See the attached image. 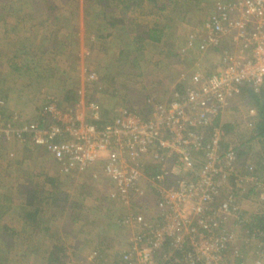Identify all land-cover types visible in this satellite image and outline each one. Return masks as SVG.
I'll return each mask as SVG.
<instances>
[{
    "label": "built area",
    "instance_id": "built-area-1",
    "mask_svg": "<svg viewBox=\"0 0 264 264\" xmlns=\"http://www.w3.org/2000/svg\"><path fill=\"white\" fill-rule=\"evenodd\" d=\"M191 49L216 52L212 70L183 77V94L168 102L148 97V117L88 97L61 105L51 94L37 118L0 114L6 140L47 147L62 172L101 163L112 183L108 199L124 209L116 223L130 233L106 264H263L259 252L249 263L235 245L239 237L240 245L264 251V235L242 228L264 212V178L250 151L239 154L222 120L243 86L258 91L264 83V0L215 1L178 51ZM81 72L97 80L85 65ZM248 116L255 121L257 110ZM144 180L155 194L154 210L134 204L145 195Z\"/></svg>",
    "mask_w": 264,
    "mask_h": 264
},
{
    "label": "rangeland",
    "instance_id": "rangeland-1",
    "mask_svg": "<svg viewBox=\"0 0 264 264\" xmlns=\"http://www.w3.org/2000/svg\"><path fill=\"white\" fill-rule=\"evenodd\" d=\"M186 1L190 2L187 4ZM214 1L216 0H0V51L15 50L17 53L13 56L17 60L13 59L0 65V89L3 88V92L7 93L10 88L12 90L14 88L15 91H20L17 93L19 95L22 92L25 94L29 92V94L38 96V91L22 86L28 83L34 85L38 79L41 84L51 85L53 91L51 95L60 100L62 87L70 83L72 89L68 90L77 89L76 79L80 77L84 78L82 86L85 89L96 85L99 87H96L97 91L91 93L86 90L82 92L74 90L77 92V97L97 98L103 108L109 104L124 106L125 102L139 100L146 104L145 100L148 97H152L154 102H168L177 95L183 94L179 92V89L177 90L178 84L184 85L177 72L184 71L188 77L191 70L194 71L199 67L205 71L212 70L211 65L215 62L216 52L200 55L202 58H194L188 63L185 61L186 54L178 51L177 45L178 42L185 41L187 34L207 17ZM158 5L165 8L161 14L162 19L156 23L162 24L163 22V25L169 26L171 24L172 29H178V33L174 37L172 30L168 31V35L164 38L167 42L159 44L140 40L139 37L143 38L147 27L154 22ZM30 42H35V44L31 46ZM74 51L79 52L88 71L96 72L97 80L86 81L80 66L77 70L75 62L70 61ZM57 55L58 57L51 61L50 57ZM31 57H38V68L34 71L37 73V78L28 74L30 64L27 59L30 60ZM8 64L12 68H9ZM52 65L57 69L56 76L41 77L39 73H44ZM13 67L16 68L13 69ZM66 77L76 79L70 80ZM100 83H109L117 91L111 93L102 91L104 84ZM78 84L80 85L81 81H78ZM132 84H135L134 88L137 89L129 93L128 88H132ZM10 94L3 93L0 99L6 95L10 100L13 99L14 96ZM102 98L106 100L102 101ZM251 107L254 106L239 95L231 100L228 111L223 117L225 125L231 127L228 131L229 137L239 144V150L241 145L244 149L247 145L250 146L252 142L249 137L254 136V119L247 113ZM239 139L243 142H239ZM247 139L250 143L244 141ZM255 144L260 145L257 141ZM248 150H251L250 147L246 151ZM251 154L255 159L258 158L254 153ZM57 196H59L58 193ZM73 196L74 194H70L68 198L70 206L64 209L66 213L80 209L73 200ZM48 202L49 200L45 203L40 201L36 202V205L34 203L29 206L30 210L33 206L37 210V214L33 216L34 220H37L35 221L36 228L32 227L30 220H22L23 211L18 201L12 205L0 204V264H47L49 263L47 253L50 250H54L56 255L61 254L59 252L61 246L68 243L69 250L72 251L78 247L77 240L80 237L82 240L86 239L83 235L90 234L89 232L94 235L100 232L99 236L105 242H111V239H114L110 236V230L117 234L122 231L127 232L125 229L100 219V214H98L100 216H94L93 211H90L94 210L93 207L84 206L83 208L82 206L78 215H81V218L86 217L87 220L92 215L94 220L85 223L80 218L79 222H72L71 227L70 225L68 227L70 231L67 232L70 235L62 237L58 235L62 230L60 221L52 217L59 216L63 208H52L50 205L48 207ZM107 210L111 209L105 204L103 210L102 207L98 209L100 213ZM49 218L53 221H49ZM44 230L49 236L43 234ZM249 247L253 248L255 244ZM93 248L82 246L81 250L86 249V252L84 255L80 254L77 261L75 255L64 253V259L60 264H95L93 262L97 259L101 261L106 255L105 252L108 251L106 246H103L101 253H98V248ZM235 248L239 249V237H237ZM253 251L255 258L258 255L257 252L263 256L264 264V251H259L257 248ZM114 253L116 252L112 250V254ZM247 253L245 256H249L252 263L255 258L251 259L250 252ZM91 255H94L95 259L90 258Z\"/></svg>",
    "mask_w": 264,
    "mask_h": 264
},
{
    "label": "crops",
    "instance_id": "crops-1",
    "mask_svg": "<svg viewBox=\"0 0 264 264\" xmlns=\"http://www.w3.org/2000/svg\"><path fill=\"white\" fill-rule=\"evenodd\" d=\"M186 2L188 4L190 1H186ZM214 3H213V7H214ZM213 7L211 11L213 10ZM164 8L165 7L162 5L157 6V9H156L157 15L154 17L155 20L153 23L150 22L152 24H150L148 27L146 25L147 30L145 31V36L143 38L139 37L140 40H147L151 43H156V44H159L161 42H167V41H164V38L165 36L168 35V31H171V30L173 32V36L174 37L176 36L175 34L178 33V29L177 30L172 29L173 25L171 24L170 26L163 25L164 24L163 22L162 24L156 23V22H159L160 19H162L161 14L163 13ZM7 23H9V21H7ZM15 38L13 40H15ZM173 42L176 43V41H173ZM184 42H185L184 40L181 42H178L179 44L177 46L180 47L182 44H184ZM31 44H35V42H30V45ZM17 45L19 46L18 42H17ZM211 53H214V52L211 51ZM16 54L17 53L15 52V50L9 51V52L0 51V57H1L0 65L1 63L4 64L5 62L11 61L13 59L17 60V58L13 57ZM66 55H68V53H66ZM55 57L57 58L58 55L54 57H50L51 61H53ZM185 57H186L185 61H188V63L189 61L191 62L192 60H194V58L196 59L202 58L200 57V55L195 53L194 49L189 50V52L186 54ZM37 59L38 57L37 58L31 57L30 60L27 59V62H29L30 64L29 65L30 72H28V74L36 78H37V73H34V71H35V68H38ZM70 61H72L73 63L75 62L77 70L79 68L78 66H80L81 68V66L84 65V62L81 60V57L79 56L78 51L72 52ZM79 61H80V65H78ZM47 62L49 61L47 60ZM193 66L194 65H192V67ZM8 67H9V64H8ZM9 68H12V67L10 66ZM193 69L195 68L193 67ZM56 70H57L56 67L52 65L50 69H46L44 73H39V74L41 75V77H44V78H52L56 76L55 75ZM69 71H66V72H69ZM192 72L193 71L191 70V72L188 73V77L190 76ZM177 73L180 74L181 76L179 77L181 79L180 81H182L183 77H187L184 71L177 72ZM66 75L68 76V73H66ZM66 78L70 79L69 77H66ZM72 78H75V77H71V79ZM78 81H81L80 85L78 84ZM73 82H75V80ZM82 82H83V79L78 77L76 79V84H75V86L77 85V89H74V90H78L80 92L86 90L90 93L92 91H97L96 87L85 89L82 86ZM100 84H104L102 91H105L108 93L117 91L109 83H100ZM70 85H71L70 83H67L61 89V91L63 90L62 97L60 100L57 98L59 101L58 103H60L61 105L70 104V103L63 102L62 100L64 97V93L67 92L68 89H72ZM178 85H181V84H178ZM22 86L33 88L35 91L39 92V95L34 96L32 94H29V92H27L26 94L22 92L19 95L17 93H19L20 91L17 92L14 90L13 87H12L13 90L10 88V90L6 92L8 94L11 93L10 95L14 96L13 99L10 100L8 95L1 98L6 102V105L4 107H1L0 109V111L3 112V116L9 117L10 115H12V113L16 112L24 120H30V119L37 118V111L44 105L46 101L45 96L51 93L53 94V91L51 90V85H49L48 83L41 84V82L38 81V79L36 80L34 85H31V83H28V85L23 84ZM134 86L135 84H132V88H128L129 93L134 92L137 89L136 87L134 88ZM79 87L82 89L79 90L78 89ZM19 90H22V89H19ZM0 91H1L0 93L1 96L3 95V93L7 94L3 92V88H1ZM12 93H16L17 95H13ZM91 100L99 101V99L97 98L95 99L91 98ZM105 100H106L105 98H102V101H105ZM133 102L135 101L125 102L123 105L132 109L134 106ZM147 106L149 107L148 104ZM114 107H117V105L109 104L106 106V108L108 109H113ZM150 109L151 107L148 108L147 114L144 117L149 116ZM256 121H257V118L254 121V125ZM222 124L224 126V129L229 134L228 131L229 129H231V127L229 125H225L224 119L222 120ZM249 138L252 143H250L248 139L244 140V141H249L250 143V146L247 145L245 150H247L250 147L251 150H248V152L251 151V153H254V155L258 157L255 159L251 155L252 159L255 160L256 165H257L259 162V157L264 156V138L257 137L256 135H254L253 137H249ZM256 138H260L257 141V143L261 142L260 145L255 144ZM240 141L243 142V140L239 139V142ZM256 148L259 149L260 151H256L257 150ZM242 150H243V145H241L240 152ZM244 155L245 154H242V156ZM148 170L151 171V168L149 166H148ZM142 184L145 187V195L141 199L136 200L134 204H136L135 205L136 207H141L144 209L147 208L149 211L154 210L155 194L153 192V189L150 187L148 181L144 180L142 181ZM72 188L73 189L75 188V190H73ZM111 190H112V183L102 173L100 162H96L92 164L87 170L83 172L72 170L70 172L65 173V172L60 171L58 163L55 161V159L53 158L52 154L47 149V147L37 146L29 142L23 143L15 139L8 141L3 137L2 133L0 132V204L7 203V204L12 205L18 201L23 211V214L21 216L22 220L23 219L25 220L24 214L27 211L32 212L33 216L37 214V210L35 209V206H33L32 210H30L29 208L30 204L34 205L35 203L36 205V202L38 203L40 201H43V203H45L46 201L49 200V202L47 203L48 207L50 205L52 208H61V209L63 208L59 216L55 215L52 217L53 219L60 221L62 230H61V233L58 235L62 237L70 235L67 232L69 230L68 227L72 222L77 223L80 221L81 215H78V214L82 206L83 208L84 206L90 207V208L93 207L94 210H90V211H93V214H95L94 216L101 215L102 217L100 216V219H104L108 221L109 224L115 225L121 228L116 223V220L122 214L124 209L108 199V195ZM57 193L59 196H57ZM70 194L71 195L74 194L73 200L76 202L77 206L80 207V209L72 210L71 212L66 213L64 209H66L67 206H70V202L68 199ZM104 204L109 206L111 210H107V211L100 213L98 209L102 207V210H103ZM94 216L91 215L90 217H88L89 220H87L86 217L81 218V219H83L85 223H90L94 220L93 219ZM53 219L50 220L49 218L48 220L53 221ZM34 221H37V220H34ZM81 228L83 227L81 226ZM63 231H66V233H62ZM52 232L53 231H51V233ZM89 233L90 234L83 235L84 238L86 239L82 240V238L80 237V239L77 240L76 244L78 247H76L75 249L71 251L69 250L68 243H65L63 245L65 246L64 249H62L63 246H61L62 247L61 252H63V254L65 253V254L75 255V258L77 261L79 260L80 254L84 255V253L86 252V249L84 251L81 250L82 246L94 247L93 249L98 248V253H101L103 246H106L107 247L106 250H108L107 252H105L106 255L102 257L101 261L100 260L98 261L97 259L95 260V262H93L95 264H106L109 261L115 259L120 253V251H122L127 246L128 239L130 237L129 232L122 231L119 234H117V232L110 230V236L113 237L114 239H111L112 240L111 242L110 241L105 242V240H102L101 239L102 237L99 236L100 232L96 233L95 235L94 233H91V232ZM43 234L45 236H49L46 230H44ZM93 241L95 242L94 244L92 243ZM241 246L242 245H240V241H239V247ZM112 250L115 251L116 253L112 254Z\"/></svg>",
    "mask_w": 264,
    "mask_h": 264
},
{
    "label": "trees",
    "instance_id": "trees-1",
    "mask_svg": "<svg viewBox=\"0 0 264 264\" xmlns=\"http://www.w3.org/2000/svg\"><path fill=\"white\" fill-rule=\"evenodd\" d=\"M15 68L16 67H13V69H15ZM97 86L98 85H96L94 87H97ZM178 89H179V92L182 93L184 91L183 85H178L177 86V90ZM240 96L247 103H249L252 106H254L255 109L257 110V121L255 122L254 129H253L254 130V135H256L257 137H260V138H264V83L259 88L258 91H253L252 88H250L249 86H243L241 88ZM76 99H77V92L74 91V90H67V92L64 93V97H63L62 100L65 103H73ZM134 106H135L134 108H135L136 111H138V112L141 111L143 116H146L148 108H147L145 103H142L139 100V101L135 102ZM145 107H146V109H144ZM0 114L2 115L3 112L0 111ZM244 151L247 152L243 148V150L239 154H241V155L245 154ZM257 167H258L257 168V174L261 178H263V174H264V156H262L261 158L259 157V162L257 164ZM24 215H25V220L26 221L30 220L31 224L33 225L32 227L36 228V223L34 221L32 212H28L27 211V212H25ZM248 221H249V223H247V224L244 223L245 227H242V228L243 229L244 228H246V229L249 228L250 230L257 229L259 231V233H260L259 238L262 239V236L264 235V212L256 214V215H252L251 217L248 218ZM256 248H257L256 246L253 247V248H250L249 246H247V247L241 246V247H239L238 250L240 251L239 253L241 254L242 258H246L248 260V262L251 263V261H249V259H248L249 256H247V255L245 256V254L247 252H250L251 259H254L255 256H253V254H254L253 250H255ZM59 252L61 254L56 255V254H54V250H52V251L50 250V252L47 253L49 255V257H48L49 263H47V264H60L61 261H63V259H64V255L61 252V250ZM117 263H119L118 260H117Z\"/></svg>",
    "mask_w": 264,
    "mask_h": 264
},
{
    "label": "clouds",
    "instance_id": "clouds-1",
    "mask_svg": "<svg viewBox=\"0 0 264 264\" xmlns=\"http://www.w3.org/2000/svg\"><path fill=\"white\" fill-rule=\"evenodd\" d=\"M132 109H135L134 107Z\"/></svg>",
    "mask_w": 264,
    "mask_h": 264
}]
</instances>
